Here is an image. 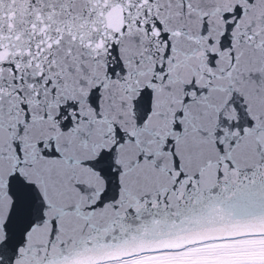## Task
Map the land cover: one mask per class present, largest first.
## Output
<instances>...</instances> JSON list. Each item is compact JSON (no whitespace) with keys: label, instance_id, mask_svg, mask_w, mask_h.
<instances>
[{"label":"snow or ice","instance_id":"1","mask_svg":"<svg viewBox=\"0 0 264 264\" xmlns=\"http://www.w3.org/2000/svg\"><path fill=\"white\" fill-rule=\"evenodd\" d=\"M0 264H264V0H0Z\"/></svg>","mask_w":264,"mask_h":264}]
</instances>
